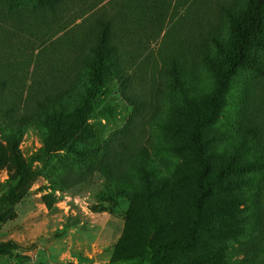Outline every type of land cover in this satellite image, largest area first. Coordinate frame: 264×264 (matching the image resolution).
<instances>
[{
  "label": "rangeland",
  "instance_id": "rangeland-1",
  "mask_svg": "<svg viewBox=\"0 0 264 264\" xmlns=\"http://www.w3.org/2000/svg\"><path fill=\"white\" fill-rule=\"evenodd\" d=\"M247 1L0 0V71H22L4 90L20 107L38 83L82 89L92 16L115 13L124 26L86 159L43 151L52 135L37 125L33 103L12 149L16 123L0 114V248H13L0 264H151L143 232L159 264H264V48L200 131L212 182L203 227L193 244L167 246L187 240L192 225L198 166L188 136L217 87L208 63L229 44L228 13ZM65 103L73 116L75 103Z\"/></svg>",
  "mask_w": 264,
  "mask_h": 264
},
{
  "label": "trees",
  "instance_id": "trees-1",
  "mask_svg": "<svg viewBox=\"0 0 264 264\" xmlns=\"http://www.w3.org/2000/svg\"><path fill=\"white\" fill-rule=\"evenodd\" d=\"M46 5H50L58 0H41ZM95 24V32L89 44L90 54L89 66L91 67L89 77L82 89L77 86L67 85L52 89L44 83H38L29 94L25 103L20 107L18 94L12 97L5 94L19 77L17 73L22 71H0V114L8 118L10 122H15V128L11 130L9 143L12 149H16V136L20 133V128L26 125L29 120L28 107L30 103L35 105V110H39L36 123L52 137L45 134L43 136V151L61 149L74 155L75 159H86L89 148L94 144L90 142L98 140V130L90 122L94 108L97 105L98 97L103 93L102 87L105 84L110 72L111 60L114 53L119 49V40L124 31L122 25L117 22L115 13L109 15L97 14L92 16ZM228 24L231 39L227 46H219L217 60L208 63L209 69L216 76L217 87L209 97L208 111L195 116L191 128L189 129V142L193 148L198 171L194 176L195 193L193 199L192 225L188 231V238L185 241L173 240L167 246L187 247L193 244L203 222L206 218V201L212 193V182L209 178L210 164L205 155V148L200 137L203 128L213 125L221 115V107L224 97L227 94L229 83L237 74L240 68L253 65L255 50L264 48V0H248L244 11L240 13L229 12ZM170 75L174 87L183 89L181 77L183 73L176 64H172ZM75 87V88H72ZM37 88V89H36ZM75 95L82 101L78 103ZM16 98V100H15ZM65 101H73L74 114L70 116ZM8 124V122H6ZM48 137V140H47ZM86 148V149H85ZM16 165L21 162L15 158ZM229 226V224L227 223ZM142 244L152 252L151 264H159L161 255L152 238L143 232L141 235ZM11 247L0 248V254H10Z\"/></svg>",
  "mask_w": 264,
  "mask_h": 264
}]
</instances>
